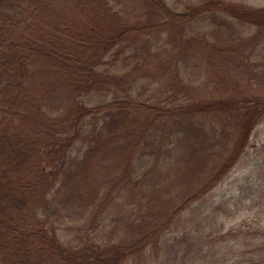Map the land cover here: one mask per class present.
Returning a JSON list of instances; mask_svg holds the SVG:
<instances>
[{
	"label": "trees",
	"instance_id": "obj_1",
	"mask_svg": "<svg viewBox=\"0 0 264 264\" xmlns=\"http://www.w3.org/2000/svg\"><path fill=\"white\" fill-rule=\"evenodd\" d=\"M263 120L264 7L0 0V264L157 248ZM64 213L94 233L64 240Z\"/></svg>",
	"mask_w": 264,
	"mask_h": 264
},
{
	"label": "rangeland",
	"instance_id": "obj_2",
	"mask_svg": "<svg viewBox=\"0 0 264 264\" xmlns=\"http://www.w3.org/2000/svg\"><path fill=\"white\" fill-rule=\"evenodd\" d=\"M226 1L264 7V0ZM171 5L183 10L184 4ZM146 160L147 157L140 162ZM70 215L61 214L59 225L64 240L87 238L94 233L90 223L76 222L75 215ZM194 237L205 245L198 263V240ZM118 238L114 236L113 241ZM158 245L124 264H184L183 255L188 250L185 264H264V120L254 130L245 154L232 171L189 209Z\"/></svg>",
	"mask_w": 264,
	"mask_h": 264
}]
</instances>
